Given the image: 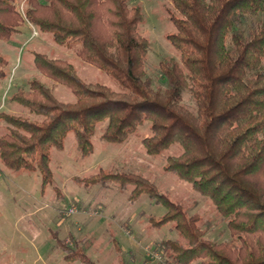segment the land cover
Here are the masks:
<instances>
[{
	"label": "trees",
	"instance_id": "1",
	"mask_svg": "<svg viewBox=\"0 0 264 264\" xmlns=\"http://www.w3.org/2000/svg\"><path fill=\"white\" fill-rule=\"evenodd\" d=\"M170 1L175 31L167 39L180 58L160 62L167 82L160 89L147 76L150 41L140 31V5L131 0H25L23 16L15 0H0V40L10 41L26 19L117 84L87 81L70 60L34 52L36 68L67 87L74 100H61L39 79L14 93L11 100L27 113H0L6 123L0 163L17 175L37 173L41 192L52 187L63 199L54 181L53 157L65 149L68 137L86 158L95 151L100 125V140L123 144L148 123L150 134L141 140L145 153L164 156L166 172L212 202L230 240L206 238L201 214H190L140 173L100 167L73 181L85 189L113 183L128 191L132 203L147 195L162 205L165 212L148 216L146 225L177 232L160 243L171 264H264V0ZM260 15L245 26L249 17ZM8 66L0 53V85ZM186 91L194 109L184 104ZM175 145L179 151L172 152ZM51 236L68 264H97L76 237L63 239L56 230ZM113 244L120 252L115 238Z\"/></svg>",
	"mask_w": 264,
	"mask_h": 264
},
{
	"label": "rangeland",
	"instance_id": "2",
	"mask_svg": "<svg viewBox=\"0 0 264 264\" xmlns=\"http://www.w3.org/2000/svg\"><path fill=\"white\" fill-rule=\"evenodd\" d=\"M15 4L24 16L25 0H15ZM131 4L142 7L144 19L140 31L150 41L147 76L152 79L154 88L164 89L167 82L160 70V62L180 58V53L167 39V35L175 31L170 18L175 12L174 7L170 0H131ZM260 17H249L245 26ZM50 35L43 34L25 19L10 41L0 40V53L9 59L8 75L0 85V113H27L11 97L19 90H28L33 79L45 83L61 100H74L67 87L43 76L36 68L34 52L68 59L83 79L117 88L116 82L105 72L84 62L72 50L57 46ZM184 104L195 108L188 91L184 93ZM103 126L100 125L94 138L96 148L91 156L81 157L70 137L65 141V149L54 153V181L62 190L63 199L56 197L52 187L43 194L37 173L17 175L0 163V263L68 264L51 236V231L56 230L63 239L76 237L97 264H113L116 260L126 264H171L165 260L160 243L164 239L176 238L177 232L170 226L149 230L146 225L148 216L165 212L162 205L147 195L132 203L128 191H120L113 183L85 189L73 181L75 176L95 172L100 167L137 172L148 177L190 214L203 216L201 226L206 238L218 242L231 239L225 220L212 202L194 191L190 184L166 172L163 169L164 156L157 158L145 153L141 140L150 134L148 123L123 144L100 140ZM5 129L6 123L0 121V133ZM177 151L179 147L173 146L172 152ZM114 238L120 245V252L113 244ZM191 264H200V261Z\"/></svg>",
	"mask_w": 264,
	"mask_h": 264
},
{
	"label": "crops",
	"instance_id": "3",
	"mask_svg": "<svg viewBox=\"0 0 264 264\" xmlns=\"http://www.w3.org/2000/svg\"><path fill=\"white\" fill-rule=\"evenodd\" d=\"M56 244V243H55ZM57 247V246H56ZM67 263V262H66ZM77 263V262H76ZM75 264V263H74Z\"/></svg>",
	"mask_w": 264,
	"mask_h": 264
}]
</instances>
